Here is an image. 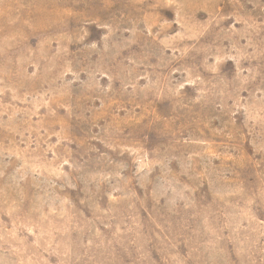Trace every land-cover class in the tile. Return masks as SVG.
<instances>
[{"label": "rangeland", "instance_id": "rangeland-1", "mask_svg": "<svg viewBox=\"0 0 264 264\" xmlns=\"http://www.w3.org/2000/svg\"><path fill=\"white\" fill-rule=\"evenodd\" d=\"M0 264H264V0H0Z\"/></svg>", "mask_w": 264, "mask_h": 264}]
</instances>
